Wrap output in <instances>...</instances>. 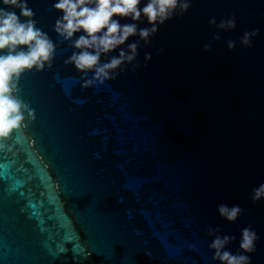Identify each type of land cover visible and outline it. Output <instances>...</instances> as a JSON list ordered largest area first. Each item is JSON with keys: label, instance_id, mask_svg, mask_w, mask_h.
Returning a JSON list of instances; mask_svg holds the SVG:
<instances>
[{"label": "water", "instance_id": "1", "mask_svg": "<svg viewBox=\"0 0 264 264\" xmlns=\"http://www.w3.org/2000/svg\"><path fill=\"white\" fill-rule=\"evenodd\" d=\"M55 2L28 0L56 51L19 80L35 119L0 141V264H219L214 237H235L225 247L238 254L249 225L250 264H264V197L251 200L264 183V0H192L150 46L136 35L102 54L139 43L114 80L88 88L65 64L77 50L54 31ZM232 15L235 28L218 27ZM221 203L242 214L227 221Z\"/></svg>", "mask_w": 264, "mask_h": 264}, {"label": "clouds", "instance_id": "2", "mask_svg": "<svg viewBox=\"0 0 264 264\" xmlns=\"http://www.w3.org/2000/svg\"><path fill=\"white\" fill-rule=\"evenodd\" d=\"M141 3L142 0H57L53 3V10L62 13L55 21V33L61 41H71L70 46L77 50L65 64L73 65L82 74L80 79L84 81L83 88L114 80L117 70L123 72L126 66H121L136 58L139 43L128 45L131 54L121 48L118 55L111 56L105 63L100 62L102 54L112 53L118 46L124 45L129 37L136 35L146 47L150 46L151 38L159 27L173 17L183 16L191 7L192 0H147L142 8ZM34 16L35 12L28 6V0H0V141L7 140L14 132L27 127L26 120L30 123L35 119V110L20 98V77L33 69L39 72L52 66L56 45L46 32L37 27ZM114 17L127 18L133 23L121 24ZM141 17L146 19L150 27L138 29L134 22ZM208 24H216V18L209 19ZM218 27L235 28V16L221 20ZM258 31H246L241 43L251 47V38ZM80 32L83 34L73 39L74 34ZM213 39H219V36L214 35ZM228 47H235V42L229 41ZM210 48V44L203 45L204 51ZM150 59L151 54L146 53L145 61ZM137 67H140L138 63L134 68ZM89 73L92 76L86 79ZM262 197L264 183L252 190L251 200L255 203ZM217 211L227 221L235 222L243 210L239 205L229 207L221 203L217 206ZM218 231L219 229H209V234ZM234 239L235 237L230 236H215L209 245L214 250L212 259L219 264H250L249 254L255 251L256 241L259 239L257 233L251 225L241 230L238 254H233L225 247Z\"/></svg>", "mask_w": 264, "mask_h": 264}]
</instances>
